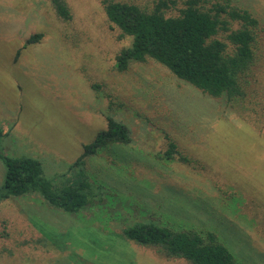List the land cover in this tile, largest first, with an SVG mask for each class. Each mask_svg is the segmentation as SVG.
Masks as SVG:
<instances>
[{
	"label": "rangeland",
	"instance_id": "374dc122",
	"mask_svg": "<svg viewBox=\"0 0 264 264\" xmlns=\"http://www.w3.org/2000/svg\"><path fill=\"white\" fill-rule=\"evenodd\" d=\"M245 1L264 19V0ZM64 2L69 21L50 0H0V149L39 160L43 177L64 186L108 117L130 140L81 166L107 201L95 197L72 216L36 194L1 200L0 264H187L123 238L124 227L160 216L217 228L245 264H264V60L238 116L153 61L117 73L115 57L131 38L107 21L102 0ZM33 34L42 37L15 59ZM3 174L0 164V185ZM233 193L251 222L221 207Z\"/></svg>",
	"mask_w": 264,
	"mask_h": 264
},
{
	"label": "trees",
	"instance_id": "16d2710c",
	"mask_svg": "<svg viewBox=\"0 0 264 264\" xmlns=\"http://www.w3.org/2000/svg\"><path fill=\"white\" fill-rule=\"evenodd\" d=\"M240 1L102 0L107 21L121 36L131 38L130 46L115 57L116 72L125 74L133 64L153 61L217 107L242 115L256 93L257 63L264 60V19L249 2ZM50 3L58 18L70 20L64 0ZM41 37L33 34L26 38L15 59L22 49L38 43ZM2 134L0 130V138ZM129 140L126 127L108 117L105 131L84 145L82 154L70 166L78 168L73 183L64 186H53L43 177L39 160L8 156L0 149L4 173L0 201L36 194L48 206L72 216L86 209L95 197L107 201L112 195H104L102 185L91 186L81 166L86 157L96 155L104 147L127 145ZM169 146L167 158L174 148L173 144ZM180 160L187 162L184 158ZM107 191L110 193L111 189ZM227 198L221 207L236 220L251 222L237 206L241 202L239 193ZM158 218L159 221L152 217L137 221L124 227L121 234L136 245L155 249L167 260L187 264H245L217 228L186 225L174 217Z\"/></svg>",
	"mask_w": 264,
	"mask_h": 264
}]
</instances>
